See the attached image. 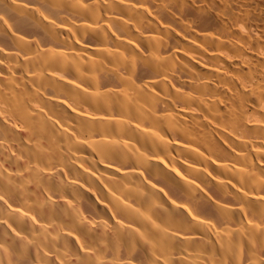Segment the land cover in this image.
Wrapping results in <instances>:
<instances>
[{"label": "bare ground", "instance_id": "6f19581e", "mask_svg": "<svg viewBox=\"0 0 264 264\" xmlns=\"http://www.w3.org/2000/svg\"><path fill=\"white\" fill-rule=\"evenodd\" d=\"M0 264H264V0H0Z\"/></svg>", "mask_w": 264, "mask_h": 264}]
</instances>
